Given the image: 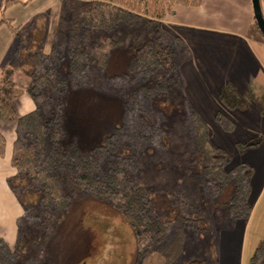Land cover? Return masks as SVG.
<instances>
[{"label": "trees", "instance_id": "obj_1", "mask_svg": "<svg viewBox=\"0 0 264 264\" xmlns=\"http://www.w3.org/2000/svg\"><path fill=\"white\" fill-rule=\"evenodd\" d=\"M19 2L21 0H4L1 12L4 7ZM205 2L65 0L55 48L66 49L69 80L83 88L90 87L92 83L101 85L102 72L109 65L114 52L134 46L136 51L129 60L125 74V78L131 81L128 84L132 97L130 107L150 111L155 97L170 93L179 100L187 101L180 66L190 54L181 39L173 38L164 31L161 22L175 15L177 6L201 7ZM2 23L8 24L14 32L17 30L11 19L0 15ZM255 26L260 30L256 20ZM21 58L32 68L31 79L26 84H19L15 80L14 69H3L0 120L14 126L16 131L11 160L18 172V179L14 183L20 186L22 181L28 180L32 189L41 191V200L32 209L21 201L25 217L19 222L16 249L24 241L23 223L27 224L32 219L42 232V239L39 240L43 255L41 264H53L49 256L46 258L43 253L62 217L84 195L106 202L126 219L139 247L136 264H181L179 259L187 237L182 227L188 220L186 210L196 206L202 196L203 183L204 186L210 183L212 194L232 186L228 208L232 219L241 221L249 218L253 210L250 196L254 170L245 162L227 170L229 156L213 144L207 124L196 112L191 110L187 120L173 122L167 135L163 136V116L159 111H152L154 124H149L153 127L154 135L144 137L160 148L168 149L170 145L169 162L162 170L155 168L151 159L144 157L141 160L142 171L129 176L125 162L122 163L120 159L102 166L92 153L81 150L76 142L64 146L62 140L66 132L60 108L63 95L67 93V81L58 74L55 62H50L53 56L31 51L21 53ZM45 88H50L54 95ZM25 93L31 96L36 108L18 117L14 103ZM220 101L231 111H244L247 107L246 98L230 84L223 88ZM215 120L225 132L235 130V122L222 112L216 114ZM111 137H107L106 142ZM262 143V138H255L238 144L237 148L245 151L257 148ZM5 147V137L0 133L1 157L5 155ZM198 163L202 166L206 182L193 175L192 170ZM159 188L171 196H181L183 206L176 220L181 226L176 233L170 234V223L163 221L152 208L151 193ZM13 189L16 191L17 186H13ZM16 249L0 238V264H19ZM216 253L217 256L218 251ZM202 254L206 258H213L215 252L202 249ZM193 264L206 262L201 260ZM248 264H264V241Z\"/></svg>", "mask_w": 264, "mask_h": 264}, {"label": "rangeland", "instance_id": "obj_2", "mask_svg": "<svg viewBox=\"0 0 264 264\" xmlns=\"http://www.w3.org/2000/svg\"><path fill=\"white\" fill-rule=\"evenodd\" d=\"M64 1L21 0L19 3L4 7L1 17L13 19L12 23L17 28L15 32H21V34L16 33V48L28 49L26 43L30 40L29 35L35 31L36 34L47 37L51 33L54 34L56 46L58 23L63 16ZM260 4L264 13V0H260ZM253 28L250 35L264 39L262 32L257 27ZM135 51L136 47L133 46L114 52L109 65L102 72V84L95 86L96 83H92L90 87L83 88L75 86L69 80V58L65 48L57 46L51 55L54 59H50L51 63L55 62L58 74L68 84L60 108L64 116L63 125L66 132L62 140L64 146L76 142L81 150L92 153L102 166L110 165L115 159H120L122 163L125 162L129 176L138 175L142 171L141 160L144 157L151 159L155 168L162 170H165L169 162L170 145L168 149L160 148L144 137L149 138L154 135L153 127L149 124L150 122L154 124L152 111H159L163 116L161 120L165 129L163 136L167 135L173 122L187 120L191 110L199 115L188 101L179 100L171 93L167 96L155 97L150 111L143 112L139 107L136 110L130 107L132 97L128 84L131 81L125 78V74L128 72V63ZM6 61L8 63L4 64L3 69L8 67L14 69L18 83L26 84L30 81L32 69L22 60L20 52L15 54L8 52ZM0 73V81H3V73ZM45 90H49L50 94L54 95L50 88ZM262 90L261 94L249 96L250 104L252 97V101L256 100L252 105L259 106L261 117V122L258 124L259 133L264 126V82ZM222 110L224 108H221ZM246 120L248 125L258 123L255 115H249ZM206 123L213 144L223 147L229 156L227 170L234 168L237 161L235 142L242 139L241 130L234 134L226 133L220 129L214 118L212 122H209V118L206 119ZM107 137H111L108 142H106ZM255 138L259 137L251 139ZM232 140L234 142L231 144ZM263 170L262 168L264 173ZM192 171L194 177L203 182L207 181L199 163ZM261 175L251 186L250 204L253 207L251 215L247 220L241 221L233 220L228 210L232 186L212 194L210 183L209 186H204L203 183L202 196L196 206L186 210L188 220L182 227L185 228L187 237L179 263L193 264L205 260L206 264H214L217 261L219 264H248L264 241V175ZM15 186L27 207L32 209L39 205L41 191L32 189L28 180L25 179L20 186L18 184ZM151 201L155 213L163 221L170 223L172 230L170 234L176 233L181 226V223H176L183 206L181 196H171L169 192L159 188L158 191L151 193ZM83 208L86 212L89 211L88 216L82 215ZM79 214L84 218L83 222L79 221ZM26 223H23L25 232L23 244L18 249L14 248L18 252L19 264H41L43 255L39 240L42 239V232L38 230L34 220L31 219ZM56 230L54 239L50 240L43 253L46 258L49 256V251L54 253V264H136L137 262L139 247L131 226L115 208L102 200L84 195L62 217ZM202 249L215 252L214 257H204Z\"/></svg>", "mask_w": 264, "mask_h": 264}, {"label": "crops", "instance_id": "obj_3", "mask_svg": "<svg viewBox=\"0 0 264 264\" xmlns=\"http://www.w3.org/2000/svg\"><path fill=\"white\" fill-rule=\"evenodd\" d=\"M3 2L4 0H0V12ZM161 24L164 31L171 37L181 39L189 51L190 57L182 60L180 66L183 93L188 103L195 108L205 123L208 118L209 122H212L213 118L215 120L218 111L224 108L221 112H224L236 124L232 133L241 130L242 139L235 142L236 164L245 162L253 168L252 186L261 173V176L264 175L262 172L264 126L263 132L259 133L258 124L261 122L259 106L252 105V102L256 101H252V97H250L251 104L249 102V96L263 92L264 82V39L250 35L253 27H256L253 1L206 0L201 7L177 6L175 15L168 17ZM16 33L21 34L11 30L6 23L0 24V72L3 71L4 64L8 63L6 61L8 52L15 54L16 52L41 51L50 56L54 52L56 39L54 34L51 33L47 37L36 34L35 31L29 35L30 40L26 43L28 49L24 50L20 47L16 48ZM14 77L16 80L15 71ZM228 84L246 98L247 107L244 111H231L221 103L220 94ZM14 108L17 116L21 117L35 110L36 105L31 96L25 93L14 103ZM253 114L258 123L248 125L246 117L254 116ZM0 133L6 140L5 155L0 156V238L14 249L18 243L19 222L25 217V210L21 203L23 200L19 198L17 190L13 189L14 182L18 179V172L11 164L16 140L15 127L6 125L0 120ZM261 136H263V143L259 147L245 151L237 148L238 144L246 143L254 137L261 138ZM233 142L232 140L231 144ZM216 146L226 152L220 145ZM82 215L88 216L89 211L86 212L83 208ZM83 219L80 216L79 221L83 222ZM54 257V253L49 251V259L53 264Z\"/></svg>", "mask_w": 264, "mask_h": 264}, {"label": "water", "instance_id": "obj_4", "mask_svg": "<svg viewBox=\"0 0 264 264\" xmlns=\"http://www.w3.org/2000/svg\"><path fill=\"white\" fill-rule=\"evenodd\" d=\"M252 1H253L255 20H256L259 28L262 30V32L264 34V17H263V12L261 9L260 0H252Z\"/></svg>", "mask_w": 264, "mask_h": 264}, {"label": "flooded vegetation", "instance_id": "obj_5", "mask_svg": "<svg viewBox=\"0 0 264 264\" xmlns=\"http://www.w3.org/2000/svg\"><path fill=\"white\" fill-rule=\"evenodd\" d=\"M261 30V29H260ZM261 32H262V30H261ZM263 33V32H262ZM263 36H264V34H263Z\"/></svg>", "mask_w": 264, "mask_h": 264}]
</instances>
